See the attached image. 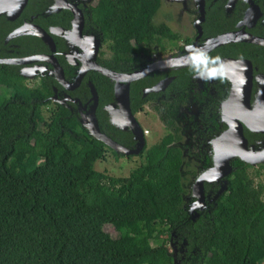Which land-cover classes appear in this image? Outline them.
Here are the masks:
<instances>
[{
	"label": "trees",
	"instance_id": "16d2710c",
	"mask_svg": "<svg viewBox=\"0 0 264 264\" xmlns=\"http://www.w3.org/2000/svg\"><path fill=\"white\" fill-rule=\"evenodd\" d=\"M214 4L205 9L206 38L234 23L224 16L219 0ZM159 8L158 0L97 1L92 15L110 39L107 66L138 69L142 47L163 53L178 42L179 35L166 22L153 21ZM7 23L0 21V46L10 29ZM29 38L14 39L21 53L43 45L37 36ZM255 46L236 42L230 49L246 54ZM214 54L172 70L176 76L167 92L177 89L174 104L183 102L189 75L212 63ZM88 79L99 95L96 117L102 133L134 146L133 132L117 127L103 109L113 98L111 79L96 71ZM156 79L148 75L130 84L133 112L155 96L142 97L141 87ZM87 80L77 95L88 97ZM51 94L46 77L29 85L16 65L0 64V264H264V184L250 176L251 164L234 157L225 181H204L205 195L217 194L209 210L192 216L184 202V156L176 143L180 136L171 101L163 113L156 108L170 133L143 146L142 161L127 176L116 177L96 170V161L107 151L131 155L96 139L63 105L50 108ZM43 108L49 115L40 127ZM244 132L250 140L255 135Z\"/></svg>",
	"mask_w": 264,
	"mask_h": 264
},
{
	"label": "flooded vegetation",
	"instance_id": "af4514ba",
	"mask_svg": "<svg viewBox=\"0 0 264 264\" xmlns=\"http://www.w3.org/2000/svg\"><path fill=\"white\" fill-rule=\"evenodd\" d=\"M17 1L18 0H0V21L8 22L7 27L10 28L5 36L3 45L0 46V59H28L27 57L41 56L42 58H34L31 61L25 60V62L23 63H17L12 65H16L19 69V72L21 73L23 70H25L26 74L24 76L26 77V80L29 85H36L40 82L42 77H46L50 82V86L52 88V94L50 96L51 103L49 104V107H56V104L63 105L71 113H76L79 119H82L84 114L90 111L91 92L89 83H87L89 91L88 97L86 94H82L80 96L77 95L76 90L81 87L83 80L88 79L90 72H94L96 70H87L82 80L80 81V84L73 89L66 87L61 81H59L56 76L55 70L56 66L57 68L59 66L63 70V82L65 81V83L73 85L80 69L86 63L88 65L89 62L94 61L101 67L112 69L105 64L107 58L111 56V51L109 49L110 39L106 37L104 31L95 22L92 15V10L96 6L98 0H61V2L66 3V5L68 4V7L62 4H58L57 0H27L21 11L18 14H15L14 8L16 6ZM185 1L186 2H184V4L181 3L184 9L185 6H187L188 0ZM219 1L220 3H222L224 16L226 18H231L234 22L231 25L230 29L224 30L223 32L240 30L250 35L264 38V0ZM201 2L204 3V8L208 10L211 9V5H215L214 3L217 2V0H192V3H189V6H192L193 4L194 7V11L190 7H188L190 11L196 12V16L192 21V29L194 31L193 35L189 36L181 32L180 34L175 31L179 35L180 39L177 43L172 44V47L170 46L172 49L170 48L171 51L167 54H171L173 56L180 54L181 52L186 53L190 50H195L209 38L203 36V24L206 18L205 15L204 20L200 23L201 34H199L198 29L194 25V22L200 16L199 5L201 4ZM181 9L183 10V8ZM26 23L36 24L44 31H46L53 41L54 50L52 51L49 43H46L39 36L35 35L31 31V33L26 30L27 32H24L22 34L11 35L14 30L18 29V27ZM220 33L222 32H217L215 34H212V36H215ZM31 36H37L38 38H40L43 45L35 51L21 53L22 50L19 49L20 44L14 39L22 38L23 40H25L30 39L29 37ZM194 43L196 44L194 45V47H192ZM234 43L236 42L225 43L208 52L206 55L214 51V60L212 63H210L207 67H204L203 69H208L212 66H215L221 60L224 59L249 61L251 64V87L249 96L250 109L253 111V115H261L262 107H264V50L261 49V47H264V45L253 43L257 46L251 47L250 51L244 54L238 49H236V51H232L230 49V45ZM186 45L191 46L187 47ZM184 46H186L187 48H184ZM168 48L169 47H167V49ZM143 49L145 51L146 48L142 47V52L139 53L137 57L139 69L166 57V54L164 52L162 53L159 48L153 47L150 52H144ZM29 50L30 49H23L24 52H27ZM40 67L42 68V70L40 69ZM131 67L132 66H130L129 68ZM32 68H36L34 73L28 70ZM177 68L178 67L158 68L156 70H152L148 74L150 76L157 77V79L151 85H145L141 87L142 97L145 96L143 95L144 88L152 86L166 77L172 76L173 79L168 83L165 89L160 90L158 92H154V97L141 101L140 105L136 108L134 112L131 109L130 84L137 80L132 81L129 84V105L132 115L136 120L138 119L137 116H140L141 112H143L144 109L146 111L147 107H149L151 111H154L157 117L162 121L156 108H158V110L163 113L164 111H167L169 109L165 105L166 101L169 100L172 102L173 107L171 109L170 114L173 118L174 125H176L179 130L178 134L180 136L176 143L180 144L179 147L182 149L183 155L185 149L187 152H189L188 155L193 158V169L195 170L193 171V183H195L197 177L201 175L205 170H207L210 166H212V164L214 163V141L228 128L227 123L222 120L221 103L229 96L232 84L231 80L228 77L221 75L214 77L213 84L208 83L206 87L201 88L199 84L196 83V80L198 79L195 77L196 73L190 74V84H188L182 91V95L184 96L183 102L174 104V99L177 96L178 91L177 89L172 88L170 89V91L167 92V89L176 76L171 72L172 70L174 71ZM132 71L134 70L118 72L128 73ZM29 73H33V76H28ZM34 81H36L37 83ZM88 81L90 80L88 79L87 82ZM111 81L113 83V98L111 101L107 102V104L103 106V109L106 110L110 118L119 121L121 124H123L124 127H127L125 128L126 130L128 129L132 131V129L125 123L126 118L118 114L117 110L119 106L115 102L114 81L112 79ZM98 104L96 106L95 113ZM196 105L200 106V109L197 113H194V107H196ZM239 110L240 109H238V113H240ZM260 117L261 118L259 121H255L253 119L252 120L256 123L261 122V120L264 119V116ZM184 120H186V122H184ZM139 124L145 139L144 146H146V129L143 127V125H141V123ZM165 127L168 129V132L165 134L167 135L172 129H169L166 125ZM189 127L191 132L195 134V136L192 137V149L190 148V146L186 145L185 142H182V137L184 135L183 132L187 128L189 129ZM245 129L255 134L251 140L248 135H245ZM242 134L247 140V147L253 148L255 151L264 150V131H252L244 124V122H242ZM165 135H163L161 138H163ZM136 145L137 143L134 146H131L130 148H135ZM213 182L220 181L217 180ZM192 185L188 190L189 196L193 191ZM185 205L189 207V213L192 216H197L198 210L201 211L207 209L206 207L204 208L203 205L201 206L198 203L194 204L193 202H187L185 203Z\"/></svg>",
	"mask_w": 264,
	"mask_h": 264
},
{
	"label": "water",
	"instance_id": "95a60500",
	"mask_svg": "<svg viewBox=\"0 0 264 264\" xmlns=\"http://www.w3.org/2000/svg\"><path fill=\"white\" fill-rule=\"evenodd\" d=\"M27 0H18L14 8V13L18 14ZM58 4H62L66 7L69 5L57 0ZM204 3L201 2L199 5L200 16L194 22L195 27L198 29L199 34H201L200 23L204 20L205 8ZM34 33L39 36L46 43H49L52 51L54 50V44L50 35L44 31L42 28L36 24H24L18 29L14 30L11 35L22 34L24 32ZM31 31V32H30ZM228 42H250L258 43L264 45V38L256 37L250 35L243 31H226L215 36L209 37L202 45H200L195 50H190L186 53L181 52L177 55H166L165 58L159 59L158 61L142 68H138L132 72H118L109 68L101 67L94 61L89 62L82 66L80 69L75 83L69 85L65 83L63 70L56 66V76L66 87L73 89L80 84L84 74L89 69H94L101 74L107 76L114 81V96L115 102L118 104V114L125 117V123L128 125L137 139V145L135 148H129L121 145L120 143L113 140L111 137L102 133L99 128L98 120L96 117L95 109L98 104V93L91 81H88L90 92H91V105L88 115L80 121L86 126L88 132L94 136L96 139L104 142L107 146L111 147L118 153L124 155L137 154L142 150L145 139L142 133L140 124L132 115L129 105V84L134 80H139L146 75H148L152 70L158 68H169V67H182L186 65L194 64L200 61L208 52L212 49L223 45ZM196 43L193 44L194 47ZM96 46V45H95ZM187 46V45H186ZM184 46V48L186 47ZM188 45L187 47H190ZM186 47V48H187ZM191 47V48H192ZM25 58H12V59H0V63L5 64H17L23 63L25 60H33L34 58H42L41 56H33ZM227 68V69H226ZM42 70V68L40 67ZM31 72H35L36 68L28 69ZM33 73H29L28 76H33ZM25 75V70L22 71ZM225 76L231 80V90L229 96L221 103L222 105V120L227 123L228 128L215 139L214 141V163L207 170H205L201 175H199L193 185V193L199 199L204 198L203 184L206 182L217 181L223 178L232 171V166L230 161L234 157H239L241 160L251 164L256 165L258 162L264 160V150L255 151L253 148L247 147V140L242 134V122L252 131H264V119L261 122H254L260 120V116H264V110L262 107L261 115H253V111L250 109V87H251V64L249 61L245 60H234V59H224L221 60L217 65L212 66L208 69H203L196 73L195 77H215V76ZM173 79V77H166L158 81L152 86L146 87L143 90V95H147L150 92H158L165 89L168 83ZM115 104V103H114ZM113 106V105H111ZM240 109V113H238ZM114 117V116H113ZM256 117V118H254ZM253 119V120H252ZM112 122L119 128L124 127L123 124L111 118ZM225 185V184H224Z\"/></svg>",
	"mask_w": 264,
	"mask_h": 264
},
{
	"label": "rangeland",
	"instance_id": "374dc122",
	"mask_svg": "<svg viewBox=\"0 0 264 264\" xmlns=\"http://www.w3.org/2000/svg\"><path fill=\"white\" fill-rule=\"evenodd\" d=\"M160 2V8L158 9L155 17L154 22L164 21L166 22L174 31H177L178 33H183L185 35H193V29H192V21L195 18L196 12H191L188 7H190L194 11L193 4L192 6H189V3H192V0L187 1V6H185V9L181 3L184 4L186 2L185 0H158ZM187 7V9H186ZM183 8V10L181 9ZM189 10V12H188ZM180 33V34H181ZM164 52L166 55L171 51V47ZM171 48V49H170ZM165 56V55H164ZM214 77H199L196 80V83L199 84L201 88H204L208 85V83L214 82ZM36 82V81H34ZM37 83V82H36ZM1 90H4L1 88ZM5 91V90H4ZM200 109V106L194 107V113H197ZM89 113V112H88ZM88 113L84 114V118L88 115ZM49 110L47 108H43L42 113L39 117V124L40 127L42 126V122L44 120L48 119ZM196 116V115H194ZM137 120L143 127L146 129L145 136H146V146H150L161 139L163 135H165L168 132V129L165 127L164 123L157 117L156 113L154 111H151L149 107H147V110H143L141 112L140 116H137ZM119 122V121H118ZM186 122V120H184ZM183 122V123H184ZM183 140L182 142H185L186 145L190 146L192 149V137L195 136L194 133L191 132L190 127L184 130ZM189 152H187L184 149V162H183V177H182V184L185 189V195H184V202L185 203H194V204H200L203 205L204 208L206 207L208 210L211 208V205L214 201V197L217 194V191L213 194H211L210 197L204 196L203 199H199L195 194L191 193L189 196L188 190L190 189L193 181V171H195L194 168V161L191 156L188 155ZM142 156L137 154H132L130 157L127 156H115L112 152L107 151L105 154L104 159H100L96 161L95 168L98 171L105 172L112 176H127L132 168L137 166L142 161ZM193 161V162H192ZM259 163H264L263 161L258 162L256 165H252L251 168L248 169V172L250 176L254 178L255 183L261 182L264 184V166L258 167ZM264 165V164H263ZM256 167L259 168L258 175H254L256 172ZM225 181V179L220 178L218 181ZM194 185V183H193ZM192 185V190H193ZM224 187V184H221V188ZM196 208V206H195ZM108 230L110 233H112L113 236H117V232L114 230L113 227H108Z\"/></svg>",
	"mask_w": 264,
	"mask_h": 264
},
{
	"label": "bare ground",
	"instance_id": "6f19581e",
	"mask_svg": "<svg viewBox=\"0 0 264 264\" xmlns=\"http://www.w3.org/2000/svg\"><path fill=\"white\" fill-rule=\"evenodd\" d=\"M227 69V68H226Z\"/></svg>",
	"mask_w": 264,
	"mask_h": 264
}]
</instances>
